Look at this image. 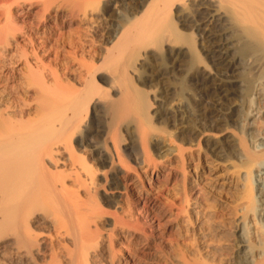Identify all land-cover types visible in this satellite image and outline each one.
Here are the masks:
<instances>
[{
  "label": "bare ground",
  "instance_id": "1",
  "mask_svg": "<svg viewBox=\"0 0 264 264\" xmlns=\"http://www.w3.org/2000/svg\"><path fill=\"white\" fill-rule=\"evenodd\" d=\"M117 2L124 12L108 28L106 14ZM14 3L26 10L22 25L12 16ZM51 7L61 14L53 28L45 14ZM97 10L101 34L94 26L84 39L87 29H70L54 43L59 29ZM18 32L29 36L11 55L7 47ZM2 48L8 54L0 53V264H264V0H8L0 6ZM80 53L90 61H80L72 77ZM38 54L69 59L66 75L81 88L69 81L62 87L56 70L54 86H47V65L29 64L28 55ZM25 85L44 93L38 87L35 111L27 107ZM194 146L234 173L236 186L225 198L232 233L222 237V225L205 222L209 230L195 237V248H181L154 229L146 233L137 218L114 214V225L145 233L148 244L158 240L157 259L127 248L117 262L113 234L105 246L101 218L110 212L102 204H117L122 185L131 194L133 172L142 161L150 166L152 156L179 159L180 196L188 203L186 150ZM48 204L50 240L40 215ZM183 204L179 219L187 213Z\"/></svg>",
  "mask_w": 264,
  "mask_h": 264
},
{
  "label": "rangeland",
  "instance_id": "2",
  "mask_svg": "<svg viewBox=\"0 0 264 264\" xmlns=\"http://www.w3.org/2000/svg\"><path fill=\"white\" fill-rule=\"evenodd\" d=\"M23 1H26L29 4L31 0L29 1L19 0V2H23ZM39 1L41 2V0ZM7 3H8V0H0V6L5 5ZM20 5L21 4H17V3H14L12 5V9H13L12 16L14 17L17 16L16 17L17 22L20 25H22L23 23L22 16L26 10L22 6L23 4L21 5V7ZM121 5H123V3L121 2H117V4L113 3V6L110 8V10L107 13L108 17L106 14V18L108 20H105V25H108L109 26L108 28L112 27L114 24H117L119 14L122 13V11L124 12L125 6H121ZM35 7L36 8L34 9V13L40 10L39 8H41V3L36 4ZM28 8H29V5H28ZM49 9H50L49 11L45 12V14L48 15V20L46 23H47V26H49L50 28H53V27H56L55 26L56 22H59V20L61 21V14L58 13L60 9L58 8L59 9L58 10L57 7L54 9L53 7H51ZM98 11L99 10L92 12V14H89L88 17L86 18V22H82L79 24L80 21L79 22L76 21L79 19L78 17V18H75L76 19L75 23H72V25L59 29L56 33V36H55L56 38L54 37V43L56 39L58 40L60 35L61 37L66 36V34L69 35L71 32L70 29H72V32H75V30L76 31L78 30L82 32L81 34H83L86 29H87L86 32L87 31L91 32L94 30V26H97L96 27L97 30L100 28V31H98L97 34H101L102 33L101 31L102 21H101V18H99V15H103V14H101V11L100 12ZM20 14H22V16ZM41 20L43 21L44 19L41 18ZM49 20H50V23L48 22ZM78 27L80 28V30ZM44 30H45V27L43 28V30L40 31V34L36 36L40 38L38 40L39 42L45 41V36L42 35ZM60 30H62L63 32ZM88 32L86 33L88 35L86 38H85L86 34L85 33H84L85 35L83 34L84 39L91 38L90 35L92 33H88ZM60 33H63V34H60ZM28 36L29 34H22L20 32L17 33L16 35V38H18L17 41L14 40L16 38H13L12 40L13 44H10L7 47L9 49L8 51H11V55L17 54V51L14 50V48H16V45H23L26 42V38ZM3 49H6V48H2V50H0L1 51L0 53L8 54V51L4 50L5 51L4 52ZM80 54L76 55L77 60L75 59L76 61L74 60V62L72 63V66L74 67V70H73V67L71 68L72 71L74 72L70 71V75L72 74L71 75L72 77L78 76L77 74H79V71L82 69L80 63L82 61L85 63L86 61L89 60L88 55L86 54L80 55ZM28 56H29V59H28L29 64H31V66L32 65L34 66L36 64L34 66L36 67L42 63L47 65V66L44 65L45 67H47L46 69L48 70V71L45 70V73H46L45 81L48 80L46 82V85L49 84L50 86L51 85L54 86V76H52L53 74L51 73V71L56 70L55 73H58L60 78L62 79L61 81H59V84L62 87L64 85L68 86L67 84L69 81L71 84L75 83V85L74 84L73 85L76 86L77 88H81V85L79 83H76L75 79H72V81H70V78L66 75V73L68 72L66 62L69 59H66V60L64 59L62 61L64 57L63 55L59 56L58 58L55 54L53 55L38 54L37 58L34 57L33 55H28ZM63 62L66 67L63 65ZM15 66H18L19 73H21L22 76L28 74L27 73L28 67H25L26 66L25 61H18V63H16ZM24 87L27 88L28 90V92L27 93L25 92L24 94V97L26 98V101L28 100L27 103L29 104V106L27 107L28 108L30 107L32 111H35L37 107V103H38L35 100L36 98L35 93L36 91L39 90L38 87H40V85L38 86L32 85L28 87H26L25 85ZM39 92L41 93V95L44 94L42 93L43 91L41 92V87H40ZM255 112H257V110H255L254 113ZM34 115L32 114V116ZM253 120L254 119H251L250 122H252ZM187 149L188 150L186 151L189 157H188V163L186 165L187 170L185 171L186 172L185 174L187 178L186 187L188 185V200H189L188 203L184 202L180 196V193H182L183 191L182 189L183 186L181 184H183L182 177H183L184 172H182L181 162L179 161V159H176L175 157L173 158L170 157V158H167L168 162H166L163 159L159 160L158 158H155V156H152V161H151L150 166L147 165V162L145 163L143 161H142L143 164H140L139 168L138 167L136 168L134 166L137 169V171L133 172L132 178L129 180L131 184V188H132L130 192L131 194H129L128 192L126 193V189L122 185V188L120 189V191L115 194L116 196L109 195V197L111 196V198L112 196L116 197L117 204L111 201L109 204H106L108 205V206H105L106 208L102 204L103 208L106 209L108 212H110V213L104 214L101 218L102 219L101 225H104L102 227L103 233L107 237L105 246L109 245L108 235L113 234L111 236L113 239L116 240L115 242L116 249L118 250V253L116 256L117 262L119 259H124L125 256L129 255V252H127L129 248H131V250L129 249L130 252L132 251L131 253L133 254L140 253V255H142L141 257H145V259L150 258V257L157 259L158 252L156 249V245H157L156 243H158V240L154 239L153 240L154 242L152 241L151 244L150 243L148 244L147 242L148 240L146 238L145 233L143 234V232L133 230V228L128 229L121 225H114L115 223L113 221L114 220L113 218H115L116 215L126 220H131V222L137 218L139 220V223H138L139 225L137 224L138 227L139 228L142 227V229L145 230L146 233H150V230L152 231L154 229L159 234L164 235L165 239H167L169 242L171 241L172 246L176 245V242H177V243H180L178 245L181 246V248L188 247V248L194 249L195 246L193 245V243L195 242L194 240L196 239L195 237L199 235V233L203 232L202 229L209 230V228L207 227L209 223L214 222V224H217V225L219 224L223 226L222 231H221L222 233L221 235H223L222 237H226L228 236V234L232 233V230L230 229L231 224L229 223L231 219L233 218V214L231 213V208L227 204L225 198H226L227 192L231 191L232 189L234 190L236 186V182H234V178H233V175H234L233 171L230 168L228 169V167L226 166L227 163L224 164V162H221V161L220 163L218 160H215V158L211 154H209L210 152L207 153V151L205 152L203 149L199 150L198 146H194L193 148L187 147ZM73 189L75 190L76 187H74ZM147 193L150 194L148 195V197L151 196L150 198H152V201L150 203H147L148 206L147 205L146 206L148 208L146 212V210H143V208L141 207L144 205L142 203L143 197L147 196ZM109 194H111L110 191H109ZM182 204L185 205V209L187 210V213H184L183 215L181 214L180 216L181 219H179L176 217V214L178 212V207H180L179 205H182ZM53 208H54L53 205L49 206L48 204V206L44 209L45 211H41L43 214L40 212V215H44L47 220L46 223L44 222L42 223V225L45 224L46 226V227L43 226L44 228L43 234L49 240L50 238L55 237V233L52 230V226H50L51 223L53 222L52 221L53 216H54V214L52 213V211L54 210ZM205 222L207 226L204 224ZM250 226L252 228L251 234L257 233L256 224H254V222H250ZM193 233L196 235H194ZM177 239L178 241H176ZM225 239L226 238H223V241H225ZM222 243H225V242H222ZM166 263H169V262L166 261Z\"/></svg>",
  "mask_w": 264,
  "mask_h": 264
}]
</instances>
